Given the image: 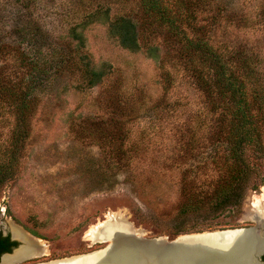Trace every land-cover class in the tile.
I'll return each instance as SVG.
<instances>
[{"label":"rangeland","instance_id":"1","mask_svg":"<svg viewBox=\"0 0 264 264\" xmlns=\"http://www.w3.org/2000/svg\"><path fill=\"white\" fill-rule=\"evenodd\" d=\"M113 2L0 0V82L17 94L31 86L27 95L35 100L20 114L10 97L0 98L1 148L25 136L15 177L0 189V227L36 236L47 245L45 258L104 247L85 233L109 214H122L149 237L172 238L178 221L193 228L210 216L178 218L180 189L214 183L223 172L211 158L213 123L194 71L164 60L161 36L154 52L111 37L107 19L122 11ZM107 7L108 17L100 16ZM196 23L213 28L218 46L257 55L264 84V0H212ZM72 29L82 32L94 67L105 73L92 87L77 74L50 73L54 59L69 51ZM35 63L43 71L32 69ZM255 167L240 208L215 213L210 228L256 225L255 210H264V158Z\"/></svg>","mask_w":264,"mask_h":264},{"label":"trees","instance_id":"2","mask_svg":"<svg viewBox=\"0 0 264 264\" xmlns=\"http://www.w3.org/2000/svg\"><path fill=\"white\" fill-rule=\"evenodd\" d=\"M210 1L138 0V6L134 7L135 0H116L113 3L122 11L107 19L110 36L130 50L146 46L148 52H154L158 47L154 44L155 38L161 36L164 60H180L187 69L194 71L196 85L204 94L207 110L211 113L213 126L209 149L211 158L219 160L223 172H219L214 183L210 181L189 189L182 187L180 192L185 198L176 214L178 218H185L189 212L208 211L210 217L202 215L193 228L178 221L170 231L173 237L212 229L211 218L215 213L228 208L238 210L251 186L252 174H257L255 164L264 158V84L258 57L241 48H227L212 42L213 28L196 23L197 12ZM109 11V7L103 8L100 16L108 17ZM144 30L147 31L145 36ZM70 34L69 51H61L59 59H54L50 73L77 74L85 87H92L105 73L94 67L85 50L82 32L72 29ZM33 68L43 71L39 69L40 63H35ZM29 87L24 94L11 93L0 82V98L10 97L21 114L35 101L27 95ZM24 138L23 134L11 140L9 147L2 149L0 146V189L15 177L21 158L19 145ZM262 260L264 263V255Z\"/></svg>","mask_w":264,"mask_h":264},{"label":"water","instance_id":"3","mask_svg":"<svg viewBox=\"0 0 264 264\" xmlns=\"http://www.w3.org/2000/svg\"><path fill=\"white\" fill-rule=\"evenodd\" d=\"M109 215L98 223L100 226L97 228L98 231H102V237L96 242L105 243L104 247L87 253L50 259L46 262L76 256H89L95 252L106 250L112 244L110 249L113 246L121 249V254L116 260H113V264H171L175 260L182 261L183 264H213L210 262L213 259H209L207 249L196 247L201 246L200 243H212L218 245V247L212 248V251L220 254L228 253L232 255L234 262L262 264L261 257L264 254L263 221L259 222L254 219L256 222L254 226L184 233L171 238L166 235L146 236V231L134 227L122 214ZM124 225L130 228L128 233L121 230V226Z\"/></svg>","mask_w":264,"mask_h":264},{"label":"bare ground","instance_id":"4","mask_svg":"<svg viewBox=\"0 0 264 264\" xmlns=\"http://www.w3.org/2000/svg\"><path fill=\"white\" fill-rule=\"evenodd\" d=\"M254 217L257 221H263L264 222V210H255ZM122 225V224H121ZM98 226H94L90 228L86 233L85 236L86 239H90L92 241H97L102 237V231H98ZM131 226V225H130ZM129 226V227H130ZM132 227V226H131ZM121 230L125 232H129L128 226L124 225L121 226ZM11 231L15 237L20 238L23 241V249L19 251L18 253L12 255L11 257L7 258L8 263H19L25 259L33 258V257H39L41 254L47 253V245L44 244L41 240L34 238L32 236H29L25 232L22 233L21 229L11 226ZM139 231V230H138ZM201 246H196L201 249H207V253L209 254V260L213 264H239V262H234V259H232V255H229L228 253H215L212 251V248L218 247V245L210 244V243H200ZM109 246L106 250L95 252L91 255H85V256H76L71 257L69 259L64 260H55V261H49L43 264H113V260H116L119 255L121 254V249L113 246ZM184 252V251H182ZM228 254V255H227ZM160 258V257H159ZM162 258V257H161ZM176 258V257H175ZM163 261V259H162ZM183 264L182 261L175 260L171 262V264ZM240 264H243L241 262Z\"/></svg>","mask_w":264,"mask_h":264},{"label":"flooded vegetation","instance_id":"5","mask_svg":"<svg viewBox=\"0 0 264 264\" xmlns=\"http://www.w3.org/2000/svg\"><path fill=\"white\" fill-rule=\"evenodd\" d=\"M21 231H22V233L25 232L29 236L34 237V235L28 233L24 229L22 230V228H21ZM34 238H37V237L35 236ZM22 245H23V241L20 238L15 237L13 235V233L11 231V226H8L6 228L0 227V264H11V263L7 262V258L11 257L12 255L21 251L23 249ZM46 255H49V252L46 254L45 253L41 254V256H39V257H33V258L25 259L21 262L28 261V263H26V264H38V263L43 264L42 262H46V261L50 260V258L44 257ZM40 257H43V259H41V260L36 259V258H40ZM261 259H262V257H261ZM12 264H16V263H12ZM262 264H264L263 260H262Z\"/></svg>","mask_w":264,"mask_h":264}]
</instances>
